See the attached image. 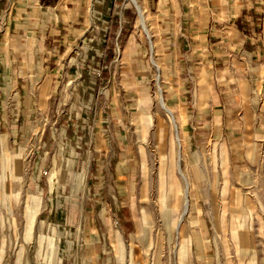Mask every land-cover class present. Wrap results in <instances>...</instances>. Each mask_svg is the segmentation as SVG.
Returning a JSON list of instances; mask_svg holds the SVG:
<instances>
[{
  "label": "crops",
  "instance_id": "crops-1",
  "mask_svg": "<svg viewBox=\"0 0 264 264\" xmlns=\"http://www.w3.org/2000/svg\"><path fill=\"white\" fill-rule=\"evenodd\" d=\"M159 104L185 188V148L222 149L252 181L264 157V0H0V231L22 180L28 239L37 213L47 219L37 263L109 258L138 229L140 141ZM175 181L164 198L179 195Z\"/></svg>",
  "mask_w": 264,
  "mask_h": 264
},
{
  "label": "rangeland",
  "instance_id": "rangeland-1",
  "mask_svg": "<svg viewBox=\"0 0 264 264\" xmlns=\"http://www.w3.org/2000/svg\"><path fill=\"white\" fill-rule=\"evenodd\" d=\"M148 114L154 120L140 141L143 171L135 208L138 229L123 238L105 260L72 256L64 264H264V157L253 180L243 182L236 179L228 163L222 164V149L187 152L185 148L181 163L191 182L190 208L184 215L185 179L172 160L180 151L173 122L160 104ZM171 170L176 181L168 180ZM172 181L179 195L164 198ZM14 183L21 195L11 201V212L4 208L0 264H39L35 249L46 214L37 213L28 239L26 208L33 204L24 182ZM13 216L15 225L10 222ZM173 218L175 227H171ZM3 241L6 253L1 259Z\"/></svg>",
  "mask_w": 264,
  "mask_h": 264
},
{
  "label": "bare ground",
  "instance_id": "bare-ground-1",
  "mask_svg": "<svg viewBox=\"0 0 264 264\" xmlns=\"http://www.w3.org/2000/svg\"><path fill=\"white\" fill-rule=\"evenodd\" d=\"M162 104H163V101H162ZM166 109V108H165ZM174 122V121H173ZM179 169H180V172L182 173V174H184V172H183V170H182V167L180 166L179 167ZM190 183H189V181L187 180V186H186V188H185V207H184V211H183V214L185 215V214H187L188 213V211H189V208H190V199H189V189H190V185H189ZM171 225L173 226L174 224H173V222H171ZM181 229V228H180Z\"/></svg>",
  "mask_w": 264,
  "mask_h": 264
}]
</instances>
